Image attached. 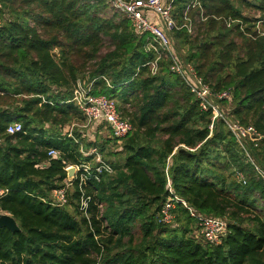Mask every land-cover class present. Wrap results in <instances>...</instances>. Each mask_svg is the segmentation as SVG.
I'll use <instances>...</instances> for the list:
<instances>
[{"label": "trees", "instance_id": "trees-1", "mask_svg": "<svg viewBox=\"0 0 264 264\" xmlns=\"http://www.w3.org/2000/svg\"><path fill=\"white\" fill-rule=\"evenodd\" d=\"M193 1L174 2L172 37L187 52L175 50L213 93L231 91L221 105L264 135V21L258 30L263 18L246 12L263 15L264 0ZM148 43L112 0L2 1L0 212L21 231L0 227V264H264V181L256 169H264V139L241 145L220 118L211 129L212 110H202L171 70L169 53L157 60ZM79 82L114 99L133 124L121 148L110 150L111 138L65 133L83 118L72 100ZM15 122L22 131L8 133ZM92 148L114 172L87 183L75 177L68 203L53 205L66 167L93 164L95 155L83 152ZM52 149L60 155L49 156ZM168 176L198 216L227 221L221 243L207 241L180 203L175 225L162 221Z\"/></svg>", "mask_w": 264, "mask_h": 264}, {"label": "built area", "instance_id": "built-area-1", "mask_svg": "<svg viewBox=\"0 0 264 264\" xmlns=\"http://www.w3.org/2000/svg\"><path fill=\"white\" fill-rule=\"evenodd\" d=\"M0 0V7L2 6ZM174 2L175 0H112L113 6L121 11L131 22L132 27L140 34H148L149 43L148 49H154L161 57L163 52L169 53L172 57L171 70L180 75L192 93L200 101L202 110H212V123L210 128L214 127L216 119H222L229 130L233 133L238 143L253 142L255 145L264 139V135L252 124L246 125L235 119L230 112L225 110L220 99L231 100L232 92L229 90L220 93H213L211 87L204 82L200 77L192 63L182 59L175 50V43L172 37V32L179 29L176 18L174 17ZM193 7L200 6L198 0H194ZM187 15V14H186ZM261 20L257 22V29L260 30V25L264 21V14L260 16ZM187 19H189L187 17ZM190 20V19H189ZM189 32H192V22L185 24ZM153 73L157 71V61L153 62ZM73 102L79 108L83 115L86 124L103 123L111 128L112 136L117 139L119 145H122L123 140L133 130V124L129 119L123 118L118 110L117 102L105 95H95L92 93V84L79 82L74 90ZM74 124L65 128V133L72 135ZM22 124L19 122L12 123L7 132L11 134L22 131ZM84 154L95 155L94 162H83L79 165H69L66 171L71 167H75L76 172L72 179L67 178L66 184L63 187L53 190L51 195V203L56 206H64L68 203V190L72 185V181L78 176L81 183H87L94 178L99 180V174L103 171L112 173L114 169L107 162L97 148H92L88 151L83 150ZM60 152L55 149L49 151V156H59ZM261 179L264 181V169L256 166ZM240 179H244L242 173H238ZM245 182V181H244ZM168 198L161 210L162 221L174 226L176 215L173 212L180 203L190 209L193 216L198 218L200 226V234L209 242L219 244L228 234V223L220 217L198 216L187 201L181 198L172 186L170 177L168 176ZM4 190L0 189V196L4 194ZM82 210L87 207V201L83 198Z\"/></svg>", "mask_w": 264, "mask_h": 264}, {"label": "rangeland", "instance_id": "rangeland-1", "mask_svg": "<svg viewBox=\"0 0 264 264\" xmlns=\"http://www.w3.org/2000/svg\"><path fill=\"white\" fill-rule=\"evenodd\" d=\"M247 13H251V15L253 16V17H260V16H262V13L261 12H259V11H254V10H248L247 9V11H246ZM262 25V24H261ZM261 25H260V27H261ZM262 29V28H261ZM174 43H175V47H176V49H178L180 52H183L184 53V55H185V53L187 52V48H185V46H181L180 45V43H179V41H177L176 39H174ZM225 110H227V111H231V107H229V106H227V105H221ZM75 125L74 126V130L75 131H83V132H86V133H92V134H94L95 135V132H96V135H97V142L98 143H103L102 141H103V139H109V138H111V137H109L110 135L112 136V134H111V130H110V128L109 127H105V126H101V127H99V129H96L95 131L92 129V125L91 124H86L85 123V121H84V119L83 118H80V119H78V120H74V122L73 123H71V125ZM68 127V126H67ZM73 130V131H74ZM99 130H101L102 132L101 133H99ZM86 138V137H85ZM87 139V138H86ZM90 139V138H89ZM94 139V138H93ZM91 140V139H90ZM94 141V140H93ZM96 141V140H95ZM109 141H110V144H109V146L108 147H110V150H112V151H114V149H119V148H121L122 147V145L120 146V145H118V144H116L115 142H114V138L112 137L111 139H109ZM107 153V152H106ZM105 153V155L107 156V154ZM107 158L108 159H110V157H108L107 156ZM111 159L112 160H115V161H117V160H119V161H122L123 160V158L122 157H120V156H112L111 157ZM93 163H95V162H93ZM0 213H2V212H0ZM181 224V223H180ZM179 224V225H180Z\"/></svg>", "mask_w": 264, "mask_h": 264}, {"label": "water", "instance_id": "water-1", "mask_svg": "<svg viewBox=\"0 0 264 264\" xmlns=\"http://www.w3.org/2000/svg\"><path fill=\"white\" fill-rule=\"evenodd\" d=\"M75 172L76 169L74 166L68 170L69 179H72V177H74ZM0 227H7L13 232L21 231V227L15 217L9 213L4 212L0 213Z\"/></svg>", "mask_w": 264, "mask_h": 264}, {"label": "crops", "instance_id": "crops-1", "mask_svg": "<svg viewBox=\"0 0 264 264\" xmlns=\"http://www.w3.org/2000/svg\"><path fill=\"white\" fill-rule=\"evenodd\" d=\"M101 126H105V127H108L107 125H105V124H103V123H98V124H93L92 125V129L95 131L96 129H99V127H101ZM102 131L101 130H99V133H101ZM84 137H86L87 139H89L90 141H97V135H96V132H95V135L94 134H92V133H86V132H84ZM109 137H111L112 138V136L110 135ZM94 138V139H93Z\"/></svg>", "mask_w": 264, "mask_h": 264}]
</instances>
